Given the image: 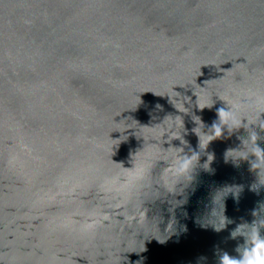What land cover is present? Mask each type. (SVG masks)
Returning <instances> with one entry per match:
<instances>
[{"label": "water", "instance_id": "1", "mask_svg": "<svg viewBox=\"0 0 264 264\" xmlns=\"http://www.w3.org/2000/svg\"><path fill=\"white\" fill-rule=\"evenodd\" d=\"M260 93L264 0H0V264L238 258L231 233L264 219L259 176L225 158L248 134L201 149L194 129ZM169 147L200 154L176 193Z\"/></svg>", "mask_w": 264, "mask_h": 264}, {"label": "clouds", "instance_id": "2", "mask_svg": "<svg viewBox=\"0 0 264 264\" xmlns=\"http://www.w3.org/2000/svg\"><path fill=\"white\" fill-rule=\"evenodd\" d=\"M227 103V102H226ZM227 109L225 107H220L217 109V115L219 117L218 121H213L210 126V131L208 134L203 133L206 137V141H202L200 134L194 129L197 135L200 137V148L206 143V147L214 140L225 138V130L231 135L233 132L244 128L247 132V138L238 137L241 140L243 149H228L225 153V158L227 160H232L234 162L246 161L250 164L252 171L257 173L261 181V176L264 175V149H262L258 141L261 140L258 132L252 127L256 125L261 131H264V119H261V114H264V93L255 95L247 104L245 105H235L227 103ZM198 106L201 110L204 108H211L212 106ZM160 108V105H156ZM244 111H248L249 116L259 114V119L255 122H251L248 116H245ZM168 118L165 119V121ZM196 122L200 124V118H195ZM247 121L245 124L244 121ZM164 121V122H165ZM202 125V124H201ZM175 133L169 136V141L174 138ZM183 144L184 141L181 140ZM163 153H168L167 156V167L164 168L160 174V180L162 182L163 188L170 193H176L177 187L183 181H191L194 170L199 165L200 154L196 151H192L191 154H186L183 147H169L167 150L163 149ZM254 157L255 159H251ZM214 159V154H209L208 162L203 165L207 169L210 163ZM151 160H148L145 166L138 171L140 178L146 177L151 172ZM172 184L173 187L169 189V185ZM252 190H256V185L252 186ZM264 207V206H262ZM143 218L147 219V210H141ZM253 215L256 216L257 212L254 210ZM229 223L227 219L222 216L219 224L215 225L217 231L224 229ZM172 224H169V229ZM264 228V219L253 221L251 225L242 224L237 226V228L231 233V237L235 239L237 236H244L245 243L243 245H238L236 251L239 253V257L230 256L227 252H224L219 257V264H264V235H261V229Z\"/></svg>", "mask_w": 264, "mask_h": 264}]
</instances>
